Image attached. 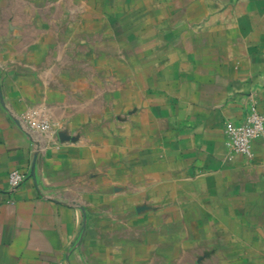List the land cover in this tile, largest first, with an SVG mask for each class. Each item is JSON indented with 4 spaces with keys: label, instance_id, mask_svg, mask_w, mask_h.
<instances>
[{
    "label": "crops",
    "instance_id": "1",
    "mask_svg": "<svg viewBox=\"0 0 264 264\" xmlns=\"http://www.w3.org/2000/svg\"><path fill=\"white\" fill-rule=\"evenodd\" d=\"M93 3L63 8L91 53H0V264H146L184 240L264 264V138L246 156L225 132L264 113V0Z\"/></svg>",
    "mask_w": 264,
    "mask_h": 264
},
{
    "label": "rangeland",
    "instance_id": "2",
    "mask_svg": "<svg viewBox=\"0 0 264 264\" xmlns=\"http://www.w3.org/2000/svg\"><path fill=\"white\" fill-rule=\"evenodd\" d=\"M93 2L94 0L92 4ZM77 5L78 0H0V53L8 57L10 65L17 63L16 59L20 60L22 57L25 68L30 67L27 59L31 55H46L52 52L57 55L64 53L63 49L70 51L71 54L91 53L94 47L90 46L91 42L87 37L89 32L85 34V31L76 28H63L64 23L69 22L73 25L81 17L78 14H66L63 8L73 9ZM106 241L105 239L102 241L104 246L110 242ZM117 242L124 246L127 244L126 240ZM132 242L135 245L138 243V241ZM167 242L176 244L177 253L172 255L168 252L167 255L149 256L145 258L146 264H221V257L212 260V257L208 256L206 241ZM178 246L181 250L177 248ZM154 247L157 246L152 244V248ZM125 259L126 257L122 260ZM135 259L137 260L135 264H142L139 262L143 257L139 256Z\"/></svg>",
    "mask_w": 264,
    "mask_h": 264
},
{
    "label": "built area",
    "instance_id": "3",
    "mask_svg": "<svg viewBox=\"0 0 264 264\" xmlns=\"http://www.w3.org/2000/svg\"><path fill=\"white\" fill-rule=\"evenodd\" d=\"M30 127L43 132L51 130V125L47 121H32ZM227 138L235 153L241 155H250L253 149V143L256 139L264 138V113L257 105L250 107L247 119L242 123L227 121L225 124ZM36 155L43 152V147H35ZM35 163L32 165L31 174L34 173ZM28 173L21 169H14L9 174V184L13 188L20 187L27 178Z\"/></svg>",
    "mask_w": 264,
    "mask_h": 264
}]
</instances>
